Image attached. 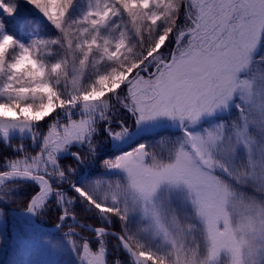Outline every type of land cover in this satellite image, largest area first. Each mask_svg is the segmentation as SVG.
Listing matches in <instances>:
<instances>
[{"label": "snow or ice", "instance_id": "6c2138e0", "mask_svg": "<svg viewBox=\"0 0 264 264\" xmlns=\"http://www.w3.org/2000/svg\"><path fill=\"white\" fill-rule=\"evenodd\" d=\"M254 65L264 0H0V222L23 196L45 264H264ZM129 122L179 134L122 148Z\"/></svg>", "mask_w": 264, "mask_h": 264}, {"label": "rangeland", "instance_id": "374dc122", "mask_svg": "<svg viewBox=\"0 0 264 264\" xmlns=\"http://www.w3.org/2000/svg\"><path fill=\"white\" fill-rule=\"evenodd\" d=\"M81 4L85 0L80 1ZM21 37L25 36L26 33H18ZM250 78H255L257 83V90L264 92V65H254L248 73ZM236 115V110L233 108L231 115L225 114L224 119H232ZM134 127V125H131ZM175 133L179 134L177 130L172 128H162L155 133H150L144 129H138L130 133L126 141L121 145L122 148H127L128 146L144 141L154 139L155 135ZM116 151L115 148L109 147L104 152L105 154ZM156 202L161 206L166 213H171L173 210L183 219L189 218V207L186 200V193L181 189L170 188L164 185L160 188L157 193ZM20 210H7L3 221L0 222V264H45L48 259L47 255L40 251L31 242L33 233H28L25 235L21 229L20 225L17 223L18 213L22 212ZM44 222V218L39 219ZM42 232L35 227V234L39 237ZM48 234H53L55 232H47ZM23 237V239H21ZM57 259H63V257L58 256Z\"/></svg>", "mask_w": 264, "mask_h": 264}, {"label": "trees", "instance_id": "16d2710c", "mask_svg": "<svg viewBox=\"0 0 264 264\" xmlns=\"http://www.w3.org/2000/svg\"><path fill=\"white\" fill-rule=\"evenodd\" d=\"M81 0H79V2H80ZM81 3V2H80ZM130 123V128L132 129L133 127H131V125H134V124H131V122H129ZM135 126V125H134ZM130 136V135H129ZM20 141H19V137L17 136V137H15L13 140H12V143L13 144H16V143H19ZM25 143L26 144H30V141H25ZM110 142L106 145V147L104 148V151L107 149V148H109L110 147ZM32 149L30 148V151H31ZM0 152H5V153H10L11 152V149H5V147H4V145H3V142L2 141H0ZM22 192L24 191V189H22L21 190ZM24 204H25V200H24V197L23 196H20L19 198H17V201H16V203L14 204V205H12V206H10V208L9 209H13V210H20V209H24ZM8 209V210H9ZM54 219H55V216L53 215V216H51V217H44V223L46 224V225H50V226H53V221H54Z\"/></svg>", "mask_w": 264, "mask_h": 264}, {"label": "water", "instance_id": "95a60500", "mask_svg": "<svg viewBox=\"0 0 264 264\" xmlns=\"http://www.w3.org/2000/svg\"><path fill=\"white\" fill-rule=\"evenodd\" d=\"M35 227L43 230V231H48V232H53L55 231V228L53 226H46L42 224L39 220L36 221Z\"/></svg>", "mask_w": 264, "mask_h": 264}]
</instances>
